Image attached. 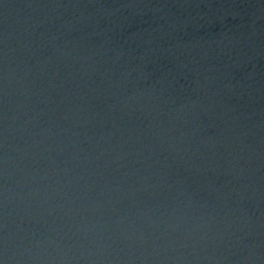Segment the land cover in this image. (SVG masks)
Instances as JSON below:
<instances>
[{"label":"water","instance_id":"95a60500","mask_svg":"<svg viewBox=\"0 0 264 264\" xmlns=\"http://www.w3.org/2000/svg\"><path fill=\"white\" fill-rule=\"evenodd\" d=\"M0 264H264V0H0Z\"/></svg>","mask_w":264,"mask_h":264}]
</instances>
